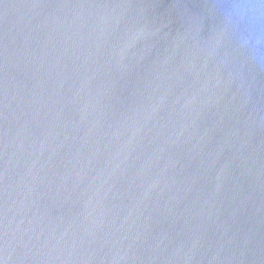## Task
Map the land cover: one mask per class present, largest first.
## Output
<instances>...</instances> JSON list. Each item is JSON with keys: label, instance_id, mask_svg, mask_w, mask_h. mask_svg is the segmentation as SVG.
I'll use <instances>...</instances> for the list:
<instances>
[{"label": "water", "instance_id": "1", "mask_svg": "<svg viewBox=\"0 0 264 264\" xmlns=\"http://www.w3.org/2000/svg\"><path fill=\"white\" fill-rule=\"evenodd\" d=\"M0 264H264V0H0Z\"/></svg>", "mask_w": 264, "mask_h": 264}]
</instances>
